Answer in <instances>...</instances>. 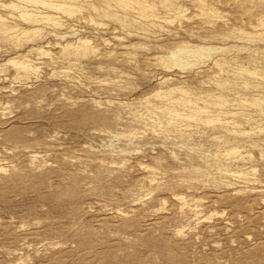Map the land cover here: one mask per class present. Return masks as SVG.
Instances as JSON below:
<instances>
[{"label":"rangeland","instance_id":"rangeland-1","mask_svg":"<svg viewBox=\"0 0 264 264\" xmlns=\"http://www.w3.org/2000/svg\"><path fill=\"white\" fill-rule=\"evenodd\" d=\"M0 264H264V0H0Z\"/></svg>","mask_w":264,"mask_h":264},{"label":"bare ground","instance_id":"bare-ground-1","mask_svg":"<svg viewBox=\"0 0 264 264\" xmlns=\"http://www.w3.org/2000/svg\"><path fill=\"white\" fill-rule=\"evenodd\" d=\"M137 2V1H136ZM138 3V2H137ZM45 5H46V2L44 3ZM139 5V4H138ZM141 5V4H140ZM18 6V5H17ZM18 8V7H17ZM20 8V7H19ZM23 15V14H22ZM49 17H47V19H48ZM50 20V19H49ZM48 22V21H47ZM6 28V27H5ZM15 28V27H14ZM190 52V51H189ZM230 87V86H229ZM173 98V97H172ZM219 98V97H218ZM176 101H177V99H176ZM182 101V100H181ZM185 101V100H184ZM211 101V100H210ZM215 101V104L216 105H218V106H221V105H223V101L222 102H220L221 100H214ZM213 101V102H214ZM231 101H233V100H231ZM173 102L174 101H172V103L171 104H173ZM209 102V101H208ZM212 102V103H213ZM180 103V102H179ZM210 104H212L211 102H209ZM235 105V104H234ZM238 105V104H237ZM168 107V106H167ZM173 109V108H172ZM195 109V108H194ZM198 111H202V112H206V113H208L209 111H211L210 109H209V107H207L206 105L205 106H203V107H200V108H198L197 109ZM236 110V109H235ZM171 111V110H170ZM197 111V112H198ZM218 111V113H220V114H228L229 112L228 111H226V110H222V107H219V109L217 110ZM172 112H174V114L176 115L177 113L175 112V111H172ZM178 112V111H177ZM231 113V112H230ZM235 113V112H234ZM233 113V114H234ZM210 119V118H209Z\"/></svg>","mask_w":264,"mask_h":264}]
</instances>
